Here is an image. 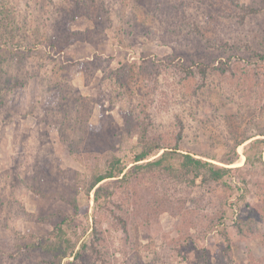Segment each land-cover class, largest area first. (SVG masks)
Listing matches in <instances>:
<instances>
[{
	"label": "rangeland",
	"instance_id": "rangeland-1",
	"mask_svg": "<svg viewBox=\"0 0 264 264\" xmlns=\"http://www.w3.org/2000/svg\"><path fill=\"white\" fill-rule=\"evenodd\" d=\"M0 34V264H70L33 247L62 222L106 264H264V0H0ZM231 56L204 86L177 66ZM144 136L234 170L172 200L152 176L77 188L71 147L130 165Z\"/></svg>",
	"mask_w": 264,
	"mask_h": 264
},
{
	"label": "trees",
	"instance_id": "trees-1",
	"mask_svg": "<svg viewBox=\"0 0 264 264\" xmlns=\"http://www.w3.org/2000/svg\"><path fill=\"white\" fill-rule=\"evenodd\" d=\"M234 2V0H230ZM244 10L246 7H242ZM249 16L251 12L256 14V11L250 8ZM260 11V10H259ZM258 14V13H257ZM91 18V16H87ZM246 17H243L245 19ZM1 35V34H0ZM251 52V59L258 62L264 63V55L248 49ZM233 59H236L233 61ZM242 60L244 65L248 62L240 56H231L228 61L219 60L214 62L211 66L204 64H196L195 67H185L183 63H178V69L180 71L188 73V76L194 78H199L202 80V86L206 84V79L209 75L208 69L212 72L219 73L221 75H226L233 72V65L238 61ZM250 61V60H249ZM246 63V64H245ZM169 65H172L169 63ZM255 65V64H254ZM197 69L198 71H195ZM2 82V81H0ZM17 86V85H16ZM1 91V89H0ZM145 128H143L144 130ZM183 130V131H182ZM131 132V129H128ZM183 126L178 133V141L180 142L183 137ZM264 136V133L263 135ZM250 136L243 138V142L239 143L238 146L244 144L250 140ZM259 149L257 155L258 161L263 162V147L264 139H257L250 143V148ZM137 151L135 152L134 158L130 165H127L124 160L116 155L115 153H109L105 161H99L93 163L91 160L85 161L84 156L77 152L74 147H71L70 154L79 163L84 165V172H76V177L74 178L77 182V188L83 187L85 193L90 195L92 191H95V201L98 204L104 198V192L106 191V186L103 182L109 180H115L119 185H126L133 181L134 178L138 176H152L155 181L158 193L162 194L167 199H178L185 188H193L197 185L210 186L212 184L224 183L226 179L230 178L233 168L221 166L213 163L204 157L195 155L190 152H182L178 145L175 147H166L159 140L152 138L149 139L144 136L136 144ZM163 152L161 155L155 157L159 153ZM155 157V158H154ZM247 160H250V156H247ZM233 161H229L231 164ZM199 182V183H198ZM103 185H100L102 184ZM226 184V182H225ZM71 191L66 189V192ZM182 192V193H181ZM114 193H110L107 198H105L106 203H114ZM63 201H67L66 197H62ZM179 201V200H178ZM105 203V204H106ZM74 209L79 210L77 202H74ZM110 219L113 222L121 223L126 228L127 222L114 210L109 207L106 208ZM65 223H60L55 229L45 238L39 239L33 244L35 249H39L40 252L47 253L56 257L59 262H62L68 257L73 258L70 264H86L82 259L85 256H90L94 260V264H106L103 262L102 252L99 246L93 241L92 243H78L82 240L74 241L77 233H69L66 229ZM96 232V229H94ZM87 229L83 231L81 236H84ZM230 264L232 260L228 258Z\"/></svg>",
	"mask_w": 264,
	"mask_h": 264
}]
</instances>
